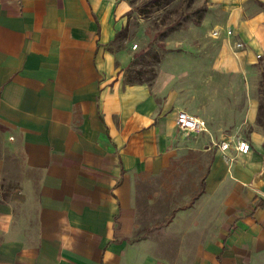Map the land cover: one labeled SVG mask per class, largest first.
<instances>
[{
  "label": "crops",
  "instance_id": "0c3cea01",
  "mask_svg": "<svg viewBox=\"0 0 264 264\" xmlns=\"http://www.w3.org/2000/svg\"><path fill=\"white\" fill-rule=\"evenodd\" d=\"M258 1L220 0L217 77L246 71L243 107L186 109L206 128L185 134L171 73L123 82L129 59L108 48L130 0H0V264H264V126L247 72L264 53ZM231 118L245 153L222 136ZM202 135L201 187L172 197L161 178L176 140Z\"/></svg>",
  "mask_w": 264,
  "mask_h": 264
},
{
  "label": "rangeland",
  "instance_id": "374dc122",
  "mask_svg": "<svg viewBox=\"0 0 264 264\" xmlns=\"http://www.w3.org/2000/svg\"><path fill=\"white\" fill-rule=\"evenodd\" d=\"M130 3L124 25L108 46L113 52L123 51L129 59L121 73L123 82L141 80L152 84L164 69L173 76L166 90L176 89L177 99L185 110L206 106L230 114L238 103L243 107L244 97L238 93L247 82L246 71L224 72L225 76L217 77L222 72L219 68L222 41L229 35L224 21L226 10L220 0H130ZM248 5L253 9L261 3L249 0ZM234 42V49L242 47ZM247 72L252 75L251 86L257 90L253 96L258 100V115L264 126V53L248 65ZM225 121L222 136L230 141L242 136L237 127L239 120ZM176 141L177 153L165 175L167 179L161 181L173 191L172 197L181 193L192 195V190L201 187L213 146L206 135L192 141L182 138ZM150 184H159L158 178Z\"/></svg>",
  "mask_w": 264,
  "mask_h": 264
},
{
  "label": "built area",
  "instance_id": "2783aa9c",
  "mask_svg": "<svg viewBox=\"0 0 264 264\" xmlns=\"http://www.w3.org/2000/svg\"><path fill=\"white\" fill-rule=\"evenodd\" d=\"M230 32V30H228ZM175 122L179 129L183 131L185 134H189L192 132H196L199 130H203L206 128V123L203 118L200 116L191 113L185 109H179L176 113ZM229 146V143L227 140H222L220 143V147L225 152V149H227ZM235 148L237 151L241 153H245L249 150L250 145L249 142L245 138L237 137L235 141ZM226 154V153H225ZM227 156V159L231 160L232 157Z\"/></svg>",
  "mask_w": 264,
  "mask_h": 264
},
{
  "label": "water",
  "instance_id": "95a60500",
  "mask_svg": "<svg viewBox=\"0 0 264 264\" xmlns=\"http://www.w3.org/2000/svg\"><path fill=\"white\" fill-rule=\"evenodd\" d=\"M262 183H261V185L259 186V189L264 193V173H263V175H262Z\"/></svg>",
  "mask_w": 264,
  "mask_h": 264
},
{
  "label": "trees",
  "instance_id": "16d2710c",
  "mask_svg": "<svg viewBox=\"0 0 264 264\" xmlns=\"http://www.w3.org/2000/svg\"><path fill=\"white\" fill-rule=\"evenodd\" d=\"M119 33H118V31H117V33L115 34V36H117ZM129 82H141V80H138V81H130V80H128Z\"/></svg>",
  "mask_w": 264,
  "mask_h": 264
}]
</instances>
